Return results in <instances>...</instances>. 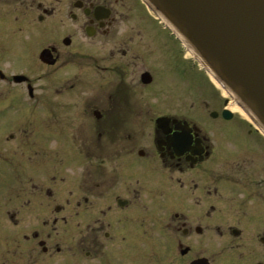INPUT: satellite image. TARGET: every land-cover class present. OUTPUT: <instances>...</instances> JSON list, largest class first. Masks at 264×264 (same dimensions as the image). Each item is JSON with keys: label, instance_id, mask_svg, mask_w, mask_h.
I'll return each instance as SVG.
<instances>
[{"label": "flooded vegetation", "instance_id": "1", "mask_svg": "<svg viewBox=\"0 0 264 264\" xmlns=\"http://www.w3.org/2000/svg\"><path fill=\"white\" fill-rule=\"evenodd\" d=\"M127 3L142 15L125 0H0V264L12 249L18 264H264V131L227 96L210 99L218 125L184 115L180 40ZM85 56L95 74L36 85L32 63Z\"/></svg>", "mask_w": 264, "mask_h": 264}, {"label": "water", "instance_id": "2", "mask_svg": "<svg viewBox=\"0 0 264 264\" xmlns=\"http://www.w3.org/2000/svg\"><path fill=\"white\" fill-rule=\"evenodd\" d=\"M149 2L219 84L264 128V0ZM150 77L145 73L143 80Z\"/></svg>", "mask_w": 264, "mask_h": 264}, {"label": "rangeland", "instance_id": "3", "mask_svg": "<svg viewBox=\"0 0 264 264\" xmlns=\"http://www.w3.org/2000/svg\"><path fill=\"white\" fill-rule=\"evenodd\" d=\"M126 1V6L123 9L125 11V13H130V14H140L142 15L143 11L140 10L139 8L137 9L135 7V5H133V3L128 4L127 0ZM138 4L139 6L144 10V13L147 14L150 18H152L151 14L149 13V11L147 10V8L141 3V0H138ZM154 23H155V28L154 30L156 32H160V34L162 36H165L167 38H172V33L169 29L164 28V25H162L161 23L158 22V20L156 18H152ZM136 25V22H132L130 23L128 26L123 27L124 30L127 31H131L132 28H134L133 26ZM154 25V24H153ZM140 27V26H139ZM135 29H137V27H135ZM153 30V29H152ZM5 33L0 32V64H3L6 62V56L3 55L2 53V46L5 45L7 42L3 39V37H5L4 35ZM22 36H25L28 38V36H26L25 34H22ZM21 36V40H25L28 41L27 38L22 37ZM6 38V37H5ZM167 38L165 39V43H169V40H167ZM29 39V38H28ZM33 42L30 44L29 43V47L30 50L33 52L34 50V45L36 47V44H40L42 43L41 41H38V37H32ZM49 39V38H47ZM7 40V39H6ZM154 40V39H153ZM147 40L146 37L144 38L143 41H145L144 43H140V45H145V48L147 47V49L149 50L148 52L153 53L155 50H157V47H159V51L163 48L165 52V46L163 45V43L161 41H159L158 39L156 40ZM44 42V41H43ZM164 43V44H165ZM179 48L181 50L182 53V75L180 76V84L178 85L177 92H179L181 94V102L179 103L182 113L184 115H186L187 117H194L195 119H197L199 122H201L203 125H218V123H216V121H211V119L209 118L208 115V111L212 109L214 105L212 102L210 103V99H212L213 97H218V98H222L224 95L223 93L213 84V82L211 81V79L206 75L205 71L200 69V66L197 65L198 62L195 61V64H193L191 61H189V55H186L184 53V49L183 46L181 44V42H179ZM28 44V43H26ZM23 45V44H22ZM93 45V43L91 42L90 44H88L87 46L91 47ZM138 45V44H136ZM26 47V46H24ZM32 47V48H31ZM92 50V49H90ZM93 52L90 51L89 54L91 55ZM159 56H161V58H163L164 61V55L163 53H160ZM18 62H16L14 64V67L16 69H22L24 67V64L22 62V59H17ZM190 63L191 66H193L192 70H189L187 67V63ZM93 63L94 60L91 56H85L84 58H78L74 61V64L68 65L66 66V68H59L57 67H53V68H45V67H39V65H33L32 63V74L33 76H35L37 79L39 78V76H41V80L36 81V85L38 87H46V81H44V79H46L45 77L48 76H53L55 75V77L58 78H64V79H68V78H72V79H77V78H83V77H87V73H93L92 72V68H93ZM138 65L139 68L141 67V63L138 61ZM149 67H152V65L149 64ZM135 69H138L137 67H135ZM150 70V68H148ZM93 77V75L91 76ZM167 78L166 74L163 75V72H160L158 75V80L159 81H164ZM177 81V80H175ZM42 84V85H41ZM54 93V90L52 91ZM55 98V97H54ZM178 98V97H177ZM152 99V98H150ZM210 103V104H209ZM243 114V113H242ZM241 113H238L236 115H239L242 119L243 122H246L247 125L249 124L247 117ZM233 124V123H232ZM238 122H234V125H237ZM221 125V124H219ZM230 125V124H229ZM231 125V126H234ZM241 125H243V123H241ZM74 169L77 168V165H74L73 167ZM72 169H69V177L74 178L75 175L72 177ZM69 178V180H71ZM13 250V249H12ZM11 250V252H7V256L6 259L8 258L7 261H4L2 264H18L16 262V260H18L17 258H15L13 255L16 254L15 252H13ZM71 253V252H69ZM5 259V260H6ZM73 264V263H70ZM75 264V263H74Z\"/></svg>", "mask_w": 264, "mask_h": 264}, {"label": "bare ground", "instance_id": "4", "mask_svg": "<svg viewBox=\"0 0 264 264\" xmlns=\"http://www.w3.org/2000/svg\"><path fill=\"white\" fill-rule=\"evenodd\" d=\"M210 79L213 82V84L223 93V95L226 97L227 93H229L227 90H224L221 88L220 84L216 81V79L213 77L212 74H210ZM230 94V93H229ZM234 106L231 108L234 112H240L241 114H247V111L243 108L239 107L236 103L233 104ZM245 112V113H244ZM242 114V115H243Z\"/></svg>", "mask_w": 264, "mask_h": 264}]
</instances>
